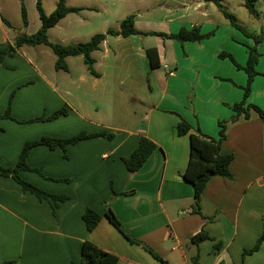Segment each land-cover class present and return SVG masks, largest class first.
<instances>
[{"label": "crops", "instance_id": "crops-1", "mask_svg": "<svg viewBox=\"0 0 264 264\" xmlns=\"http://www.w3.org/2000/svg\"><path fill=\"white\" fill-rule=\"evenodd\" d=\"M36 1L23 0L24 26L20 0H0V50L18 36L38 31L40 21L30 31L27 14L28 8L36 11ZM58 1L40 0L45 14ZM180 1L182 10L168 7L162 19L144 16L137 8L132 11L136 14L115 19L119 12L104 0H65L68 7L81 10L65 15L48 29L47 37L61 45L86 42L96 32L118 31L130 14L135 16L134 28L145 34L170 35L199 26L202 34L212 32L211 37L179 43L156 35L107 36L92 53L97 77L89 74L81 56L75 63L66 58L67 71H57L55 56L42 45L21 46L3 60L0 116L9 107L10 118H0V165L15 166L23 145L43 136L106 132L113 138L67 146L66 157L60 149L43 146L29 152L27 165L40 173L19 175L49 194L68 197L55 208L23 192L11 178L0 177V264L78 262L84 241L115 255L116 264H161L110 224L105 203L133 238L167 264H191L195 256L198 264H264V242L242 261L243 252L264 234L263 121L252 114L227 124L221 153L232 155L231 178L212 176L207 181L201 215L192 212L193 189L180 177L189 157V136L176 133L182 118L202 134L218 137V122L234 115L230 106L242 100L247 82L246 73L219 54H230L243 67L252 40L233 28L213 3ZM150 48L157 51L156 69L145 54ZM256 50L258 75L246 102L264 111V43ZM129 63L144 83L129 76ZM63 106L67 114L51 122L22 123ZM140 136L156 147L140 169L129 172L122 159L130 156ZM87 208L100 216L90 232L82 220ZM201 230L220 242L221 249L215 251L210 241L192 244L190 239Z\"/></svg>", "mask_w": 264, "mask_h": 264}, {"label": "trees", "instance_id": "trees-1", "mask_svg": "<svg viewBox=\"0 0 264 264\" xmlns=\"http://www.w3.org/2000/svg\"><path fill=\"white\" fill-rule=\"evenodd\" d=\"M213 3L217 9L221 12L223 17L228 21V23L238 31H240L245 37L253 38L254 45L248 47V57L245 66H239L233 59L230 54L220 53V58H228L237 69H241L246 73L247 82L246 85L242 88L243 97L242 100L238 103L230 106V109L234 112V115L226 121L218 122V137L212 138L210 136L202 134L198 129H193L185 120L182 118L176 125V133L178 136L188 135L189 136V157L187 161L186 168L181 174V179L186 184L190 185L193 189V204L192 212L194 214L201 215L200 212V201L204 188L207 181L212 176H220L224 178H231L229 165L232 161V155L222 154L221 153V144L226 139V128L228 123L236 122L239 118L249 119L252 114L260 118L264 123V111L261 110L258 106L253 104H248L246 102L249 93L252 81L258 73L255 70V65L260 57V54L256 50V46L260 43L261 38L256 36H251L243 27H241L234 17L230 15L224 6L221 4L222 0H205ZM256 0H242L243 7L247 13L255 19H258L259 15L255 8ZM21 3V18L24 26L27 25L26 10L23 4V0H20ZM80 8L68 7L65 3V0H59L56 4V7L53 12L50 14H45L40 0L36 1V11L38 14V19L40 21V27L38 31L33 35L22 34L18 36L12 45H8L5 48L0 50V67L5 58L11 57L16 49L21 46H38L42 45L49 49L52 54L55 56L54 68L57 71H67L66 58L68 57H78L81 56L83 63L86 65L87 71L90 75L97 77L98 74L94 71V59L92 58V53L99 49L100 44L105 40L107 36H122L128 37L130 35H156L160 37H167L173 39L179 43L184 42H200L204 39H207L213 35L212 32L207 34H202L200 32L199 26H192L191 28H180L179 31L175 34L164 35L159 33L145 34L137 31L134 28V18L133 14L127 15L121 22L120 28L118 31L109 29L106 33H96L88 41L61 45L57 43H52L48 40L47 31L52 28L60 19L69 13H77L80 11ZM146 57L149 62L151 69H156L159 67V60L157 51L153 48L145 50ZM188 102H191V97H188ZM67 114V106L52 112L48 116H42L40 118H35L28 121H23L22 123H37V122H51L57 119L60 116H65ZM0 118H10L9 107L5 114L0 116ZM108 138L112 139L113 134L106 132H93L86 133L80 132L79 134L69 137V138H55L50 136H43L34 141L26 142L18 156V160L13 167H3L0 165V177L11 178L14 180L20 187L23 192H28L34 195L38 200L50 201L55 208L57 202H63L68 200V197L65 195H52L49 194L38 187L32 185L31 183L23 180L19 173L21 171H34L40 173L38 169L30 168L26 163V158L29 152L38 146L46 147L50 150L60 149L63 152L64 157H66V148L70 145H75L78 142L92 139V138ZM155 144L149 139L140 136L136 148L132 151L128 158H123L122 161L129 172H135L144 164L146 159L155 149ZM69 181V180H65ZM112 195H117L115 192H112ZM104 215L107 220L112 224L122 236L131 244H137L146 249L154 258H156L161 264H167L162 258L155 255L149 248L144 246L141 242L133 238L122 226L120 221L116 218L112 212L109 203L104 205ZM82 220L84 222L85 228L88 232L92 231L97 223L100 220V216L92 209H85L82 214ZM210 241L213 243V249L218 251L221 249L222 244L216 242L214 238L210 237L205 230H201L198 234L193 236L190 239V242L196 246L200 243ZM264 242V234L261 235L255 246L250 250H245L242 254V261L244 257L248 254H251L258 250L260 244ZM118 258L108 253L94 244L84 241L80 249V258L78 262H71L70 264H116ZM191 264H198V256H195L190 261ZM3 264H13V262H6ZM219 264H223L222 262ZM243 264V263H242Z\"/></svg>", "mask_w": 264, "mask_h": 264}, {"label": "rangeland", "instance_id": "rangeland-1", "mask_svg": "<svg viewBox=\"0 0 264 264\" xmlns=\"http://www.w3.org/2000/svg\"><path fill=\"white\" fill-rule=\"evenodd\" d=\"M92 3L95 2V0H91ZM105 5L111 7V4H113V9L117 10L119 14L115 17V19H118L122 14L130 13L133 10L141 9V14L144 16H152L155 19H162L165 15H167V9L170 7L174 12H180L182 9L181 7V1L180 0H104ZM179 2V3H178ZM178 3V6H177ZM221 4L224 6L226 11L234 17L236 22L242 26L251 36H256L258 38H261L260 43L258 45L264 43V0H256L255 2V8L258 12V19L253 18L250 16L245 8L243 7L242 0H222ZM172 6L174 8H172ZM179 7V8H178ZM148 10V11H147ZM102 12V11H100ZM136 14L135 12H132ZM28 21H29V27L30 31H32V28L34 27V22L39 23L38 14L34 9L28 8ZM104 14V13H103ZM114 19V18H112ZM111 26H108V28ZM112 29V28H110ZM94 28H92L89 31H93ZM101 33V32H96ZM252 44L254 45V40L251 37ZM82 43V42H80ZM252 45V46H253ZM72 60H74V63L76 60L80 59V57H70ZM130 61V58H126V62ZM130 67L128 69L129 76H131L134 81L139 82H145V80H142V77L138 73V71L134 68L133 64H130Z\"/></svg>", "mask_w": 264, "mask_h": 264}]
</instances>
